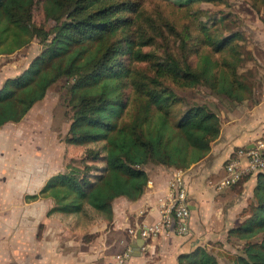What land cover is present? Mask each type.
Returning a JSON list of instances; mask_svg holds the SVG:
<instances>
[{
    "label": "trees",
    "instance_id": "16d2710c",
    "mask_svg": "<svg viewBox=\"0 0 264 264\" xmlns=\"http://www.w3.org/2000/svg\"><path fill=\"white\" fill-rule=\"evenodd\" d=\"M253 1L258 11L264 8V0ZM35 2L0 0V55L12 54L35 38L43 46L26 69L0 87V128L21 121L59 79H72L73 116L66 147L72 151L100 146L87 147L79 161L73 159L39 192L27 195L29 200L52 198L47 215L72 230L104 220L111 224L117 198L137 200L145 192L147 166L185 169L209 153L221 133L220 116L208 102L184 106V98L170 84H205L224 100H256L254 84L252 88L238 73L241 55L236 54L234 35L203 27L202 41L211 52L199 51L195 67L187 56L179 59L172 53L152 68L139 67L135 62H149L155 52L143 49L154 36L137 26L142 14L138 1L45 0L44 13L54 20L53 29L36 23ZM129 86L131 94L124 95ZM255 176L253 199L244 210L248 213L227 235L246 244L228 264H264V172ZM178 264L222 262L210 248L199 245L181 253Z\"/></svg>",
    "mask_w": 264,
    "mask_h": 264
},
{
    "label": "crops",
    "instance_id": "0c3cea01",
    "mask_svg": "<svg viewBox=\"0 0 264 264\" xmlns=\"http://www.w3.org/2000/svg\"><path fill=\"white\" fill-rule=\"evenodd\" d=\"M255 97L242 102L224 100L216 108L210 105L220 116L221 133L205 157L184 169L191 199V232H163L147 240L132 236L127 221L136 227L160 218L161 202L176 167L147 166L145 192L137 200L117 198L111 224L104 220L72 230L47 215L54 205L52 198L27 199L60 171L37 180L31 161L25 158L24 171L19 175L17 144L6 129L14 122L6 123L0 128V264H114L112 256L129 243L132 252L128 264H178L181 253L199 245L208 247L211 240H224L235 226L236 202L223 196L231 186L217 189L214 184L224 175V164L236 150L264 141V92L257 95L255 89ZM245 184L253 193L256 176Z\"/></svg>",
    "mask_w": 264,
    "mask_h": 264
},
{
    "label": "rangeland",
    "instance_id": "374dc122",
    "mask_svg": "<svg viewBox=\"0 0 264 264\" xmlns=\"http://www.w3.org/2000/svg\"><path fill=\"white\" fill-rule=\"evenodd\" d=\"M134 1L140 3L142 10V14L137 15V26H142L145 35L154 36L153 42L143 49L155 52L152 60L135 62L137 66L152 68L156 62L163 61L167 53H172L179 59L187 56L195 67L199 51L211 52V46L202 41L205 36L203 27L207 26L219 34L235 36L234 46L238 50L236 54L241 55L238 66L240 77L248 85H252V88L254 84L257 95L264 92V8L258 11L253 0ZM44 2L45 0H36L34 20L47 29H53L55 22L46 18ZM221 19L222 22L219 21ZM42 47L39 39L35 38L12 54L0 55V87L6 78L16 76L26 69ZM217 56L219 54L214 53V57ZM71 82L72 79L69 78L59 79L51 85L46 97L37 102L21 121L6 126L15 139L13 143L17 144L19 175L24 171L22 164L24 165L25 158L33 165L35 179L40 180L44 175L64 170L66 164L73 159L79 161L87 147L100 146H79L72 151L66 147L64 140L73 116V107L69 102ZM170 86L184 98V106L194 101H204L216 108L224 100V96L215 94L205 84L193 87ZM123 92L124 95H130L131 87L124 88ZM241 184L231 186L223 194L227 201L235 199V225L245 218L248 212L244 210L253 199L249 184ZM245 244L244 240L235 237L228 239L226 236L224 240H211L208 248L216 253L222 264H228L230 256L240 253Z\"/></svg>",
    "mask_w": 264,
    "mask_h": 264
},
{
    "label": "built area",
    "instance_id": "2783aa9c",
    "mask_svg": "<svg viewBox=\"0 0 264 264\" xmlns=\"http://www.w3.org/2000/svg\"><path fill=\"white\" fill-rule=\"evenodd\" d=\"M259 172H264V141L256 146L236 150L234 156L224 164V175L214 185L217 189H224L236 184L247 174L256 175ZM160 212V218L151 224L133 227L128 220V232L134 237L140 235L146 240L163 232H175L181 235L191 232V199L184 169L176 168L172 172ZM131 252L132 246L129 243L124 250L112 256L114 264H128Z\"/></svg>",
    "mask_w": 264,
    "mask_h": 264
},
{
    "label": "water",
    "instance_id": "95a60500",
    "mask_svg": "<svg viewBox=\"0 0 264 264\" xmlns=\"http://www.w3.org/2000/svg\"><path fill=\"white\" fill-rule=\"evenodd\" d=\"M140 236V235H139Z\"/></svg>",
    "mask_w": 264,
    "mask_h": 264
}]
</instances>
